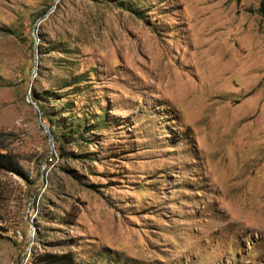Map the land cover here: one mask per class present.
<instances>
[{"label": "rangeland", "instance_id": "374dc122", "mask_svg": "<svg viewBox=\"0 0 264 264\" xmlns=\"http://www.w3.org/2000/svg\"><path fill=\"white\" fill-rule=\"evenodd\" d=\"M0 132V264H264V0H0Z\"/></svg>", "mask_w": 264, "mask_h": 264}, {"label": "trees", "instance_id": "16d2710c", "mask_svg": "<svg viewBox=\"0 0 264 264\" xmlns=\"http://www.w3.org/2000/svg\"><path fill=\"white\" fill-rule=\"evenodd\" d=\"M36 95L33 93L31 100L36 104ZM37 105L39 115L41 120H49L48 114H46V109L43 104ZM51 123V122H49ZM48 133L52 139L53 143H58L59 141H67L68 139H74L71 133L60 134L56 133V130L53 128V124H50L48 127ZM80 137L82 135L80 134ZM8 135L4 132H0V172L4 174H16L21 177L25 182H28V177L24 172L23 167L19 161L15 158L13 154L8 150ZM30 264H88L82 261H79L75 255L68 251L64 253L58 252H47L44 251L41 254L37 255Z\"/></svg>", "mask_w": 264, "mask_h": 264}, {"label": "water", "instance_id": "95a60500", "mask_svg": "<svg viewBox=\"0 0 264 264\" xmlns=\"http://www.w3.org/2000/svg\"><path fill=\"white\" fill-rule=\"evenodd\" d=\"M37 119H38V124H39V126H40V116L39 115H37ZM45 134L48 136V138L50 139V135H49V133L48 132H45Z\"/></svg>", "mask_w": 264, "mask_h": 264}]
</instances>
